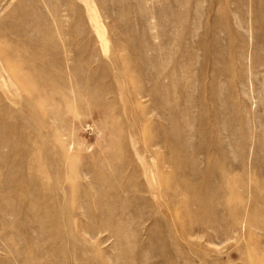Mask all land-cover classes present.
I'll return each instance as SVG.
<instances>
[{"label": "rangeland", "instance_id": "obj_1", "mask_svg": "<svg viewBox=\"0 0 264 264\" xmlns=\"http://www.w3.org/2000/svg\"><path fill=\"white\" fill-rule=\"evenodd\" d=\"M0 49V264H264V0H0Z\"/></svg>", "mask_w": 264, "mask_h": 264}, {"label": "bare ground", "instance_id": "obj_2", "mask_svg": "<svg viewBox=\"0 0 264 264\" xmlns=\"http://www.w3.org/2000/svg\"><path fill=\"white\" fill-rule=\"evenodd\" d=\"M25 3V2H24ZM39 6V5H38ZM34 10V9H33ZM42 19V18H41ZM43 22V21H42ZM27 25H29L28 23H27ZM25 28V27H24ZM30 28H32V27H30ZM28 29V28H27ZM26 30V29H25ZM27 31V30H26ZM32 31V30H31ZM28 32H29V30H28ZM19 34V33H18ZM21 35H23V34H21ZM45 38V37H44ZM1 50V49H0ZM68 54V53H67ZM12 58H13V56L11 55V54H9V53H7V52H3V51H1V54H0V72H9V74H11V75H13V76H15V78H17V81L19 82V83H25V79L21 76V74L19 73V72H22L23 70H21V69H19V68H17V67H15L12 63H11V60H12ZM28 69H29V67H28ZM28 69H26V70H28ZM3 76H2V74H0V86L2 85L1 84V78H2ZM16 82V81H15ZM1 118V117H0ZM12 128V127H11ZM67 132V131H66ZM63 136H64V134H63ZM66 136V135H65ZM72 143V142H71ZM0 146H2V144H0ZM68 146V145H67ZM3 153V152H2ZM96 186V185H95ZM96 189V188H95ZM83 196V195H82ZM86 197H87V199H90V197L88 196V195H85ZM81 197V196H80ZM84 200H86V199H84ZM86 202V201H85ZM81 203V202H80ZM84 203V202H83ZM86 204H87V202H86ZM80 205V204H79ZM82 205V207H84V205L83 204H81ZM88 205V204H87ZM86 205V206H87ZM87 209H89V208H87ZM86 210V209H85ZM79 211V210H78ZM82 211V210H81ZM83 212V211H82ZM89 212V211H88ZM124 213H126V210H124L123 211ZM128 212H130V210H128ZM82 214V213H81ZM87 215H88V213H87ZM83 227H86V226H83ZM87 229V228H86ZM88 230V229H87ZM108 231V230H107ZM99 232V231H98ZM101 232V231H100ZM102 232H105L104 230L102 231ZM101 232V233H102ZM100 234V233H99ZM89 235V234H88ZM91 235V234H90ZM96 236V235H95ZM99 236V235H98ZM92 239H94V237L92 238ZM105 242V241H104ZM101 243V242H100ZM102 243H103V241H102ZM101 243V244H102ZM111 261V260H110ZM109 264V263H108ZM110 264H111V262H110Z\"/></svg>", "mask_w": 264, "mask_h": 264}]
</instances>
